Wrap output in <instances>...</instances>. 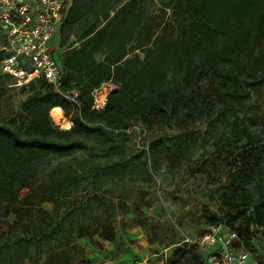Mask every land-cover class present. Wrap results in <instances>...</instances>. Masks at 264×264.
<instances>
[{
	"label": "trees",
	"instance_id": "1",
	"mask_svg": "<svg viewBox=\"0 0 264 264\" xmlns=\"http://www.w3.org/2000/svg\"><path fill=\"white\" fill-rule=\"evenodd\" d=\"M136 5L125 0L111 12L89 0L81 5L70 0L57 34L63 49L60 89L42 77L23 83L29 94L15 115L0 120V264H83L79 238L94 232L115 240L113 209L99 189L81 202L70 198L87 176L84 160L74 156L86 146L79 136L111 143L131 135L126 129L134 121L145 131L173 125L179 133L144 137L140 148L153 160L164 157L171 170L186 159L197 121L237 116L251 94H260L264 0H172L164 9L167 19L143 14ZM71 35L78 46L65 45ZM100 52L104 57L98 60ZM3 78L13 79L0 73V97ZM103 83L117 88L103 109H92V92ZM74 92L77 102L70 100ZM57 106L70 128L53 124L49 113ZM240 139L229 184L218 196L227 222L207 218L210 227L236 232L238 249L254 253L250 229L264 227V137L246 132ZM50 155L57 162L45 160ZM116 167L124 164L95 166L89 174L108 175ZM91 202L100 203L103 212L81 221L78 215L86 214ZM194 247L191 252L179 248L176 264H204V250Z\"/></svg>",
	"mask_w": 264,
	"mask_h": 264
},
{
	"label": "rangeland",
	"instance_id": "2",
	"mask_svg": "<svg viewBox=\"0 0 264 264\" xmlns=\"http://www.w3.org/2000/svg\"><path fill=\"white\" fill-rule=\"evenodd\" d=\"M89 1L99 10L109 9L111 12L125 2ZM136 1L139 12L168 18V11L165 14L164 9L172 0ZM84 2L78 0L79 5ZM2 41L0 36V44ZM74 41L71 35L65 45ZM73 45L78 46V43ZM51 48L56 56L63 50L58 39H54ZM103 57L102 52L96 55L98 60ZM105 86L109 93L117 88L112 83H105ZM1 90L0 120L15 115L20 101L30 92L26 84L10 78L1 80ZM49 116L55 126L65 129L62 122L68 119L64 115L60 123H56L50 113ZM134 123L130 128L131 135L118 136L111 143L92 136L78 137L85 141L86 146L74 156L84 160V174L87 176L70 198L81 202L92 190L99 189L98 193L112 206L111 218L116 230L113 242L94 232L79 238L85 258L83 264H176L180 255L175 252L179 248L191 252L196 249L194 245L201 234L211 230L207 215H216L226 223V205L219 200V191L229 184L227 174L240 151L241 135L250 132L256 139L264 137V86L259 95H250L237 116L230 114L197 121L192 127L196 136L193 140L187 139L189 149L186 159L171 170L164 157L153 160L140 148L144 137L146 141H151L168 138L179 131L173 125L145 131L139 121ZM48 159L57 162L56 155L45 158ZM112 162L124 164V167H116L108 175H102V172L89 174L95 166ZM26 191L23 189L20 193ZM43 207L51 209L52 205L44 203ZM103 210L100 203L91 202L86 214L78 217L86 221L87 214ZM8 219L12 221L13 217ZM250 238L256 252H248V262L264 264V227L254 225L250 229Z\"/></svg>",
	"mask_w": 264,
	"mask_h": 264
},
{
	"label": "built area",
	"instance_id": "3",
	"mask_svg": "<svg viewBox=\"0 0 264 264\" xmlns=\"http://www.w3.org/2000/svg\"><path fill=\"white\" fill-rule=\"evenodd\" d=\"M69 4L70 0H0L1 74L21 83L42 77L60 89L63 72L51 43L57 39ZM106 89L103 83L93 90L92 109L104 108L109 94ZM70 100L78 101L75 92ZM237 240L236 232L218 226L201 235L196 245L205 252L204 264H255L248 262L247 251L235 246Z\"/></svg>",
	"mask_w": 264,
	"mask_h": 264
},
{
	"label": "bare ground",
	"instance_id": "4",
	"mask_svg": "<svg viewBox=\"0 0 264 264\" xmlns=\"http://www.w3.org/2000/svg\"><path fill=\"white\" fill-rule=\"evenodd\" d=\"M50 115L52 116V118L55 120L56 123H60L61 120L63 119L62 109L59 106L52 108L50 110ZM62 123H63L62 127L65 129L71 127V122L69 120Z\"/></svg>",
	"mask_w": 264,
	"mask_h": 264
},
{
	"label": "crops",
	"instance_id": "5",
	"mask_svg": "<svg viewBox=\"0 0 264 264\" xmlns=\"http://www.w3.org/2000/svg\"><path fill=\"white\" fill-rule=\"evenodd\" d=\"M1 45V44H0Z\"/></svg>",
	"mask_w": 264,
	"mask_h": 264
},
{
	"label": "water",
	"instance_id": "6",
	"mask_svg": "<svg viewBox=\"0 0 264 264\" xmlns=\"http://www.w3.org/2000/svg\"><path fill=\"white\" fill-rule=\"evenodd\" d=\"M114 91V90H113Z\"/></svg>",
	"mask_w": 264,
	"mask_h": 264
}]
</instances>
